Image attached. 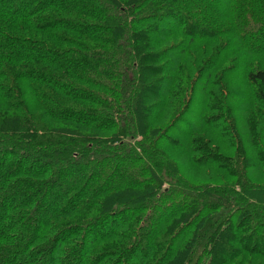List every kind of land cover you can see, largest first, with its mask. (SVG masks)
Masks as SVG:
<instances>
[{
  "label": "trees",
  "instance_id": "16d2710c",
  "mask_svg": "<svg viewBox=\"0 0 264 264\" xmlns=\"http://www.w3.org/2000/svg\"><path fill=\"white\" fill-rule=\"evenodd\" d=\"M0 264H264V0H0Z\"/></svg>",
  "mask_w": 264,
  "mask_h": 264
},
{
  "label": "rangeland",
  "instance_id": "374dc122",
  "mask_svg": "<svg viewBox=\"0 0 264 264\" xmlns=\"http://www.w3.org/2000/svg\"><path fill=\"white\" fill-rule=\"evenodd\" d=\"M246 62H253V60L249 61L246 57ZM242 65H243V62H241ZM253 64V63H252ZM226 83H230L231 85V88L233 89V91L236 93V98H229L227 97L226 95L222 96V100L223 102H225L226 104L228 105H232L233 107H235L237 105V109L239 110L241 107L240 106H245V102H244V99L245 98H242V97H247L249 95V87L247 85H245L244 83V79L242 77V74L241 76H238L236 77L235 75H232V77H229L226 81ZM246 100V99H245ZM240 119V116L239 115H234V123L236 122L237 123V120ZM246 128L244 126H241L240 124H238V128H239V131L243 130V128ZM253 127V126H252ZM245 131V130H244ZM243 133V136H244V132ZM232 136L234 139H236V134L232 133ZM247 144H251V141H249V139L247 138ZM219 151V150H218ZM220 152V151H219ZM208 176L207 174H204L202 175L201 177H206ZM208 182V180H202L200 177L198 179V183L199 184H204ZM211 182V181H209Z\"/></svg>",
  "mask_w": 264,
  "mask_h": 264
}]
</instances>
